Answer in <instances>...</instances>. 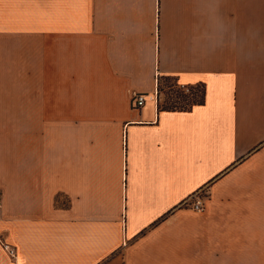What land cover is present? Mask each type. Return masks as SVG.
Here are the masks:
<instances>
[{"label":"crops","instance_id":"crops-1","mask_svg":"<svg viewBox=\"0 0 264 264\" xmlns=\"http://www.w3.org/2000/svg\"><path fill=\"white\" fill-rule=\"evenodd\" d=\"M0 197V264H264V0H0Z\"/></svg>","mask_w":264,"mask_h":264},{"label":"trees","instance_id":"trees-1","mask_svg":"<svg viewBox=\"0 0 264 264\" xmlns=\"http://www.w3.org/2000/svg\"><path fill=\"white\" fill-rule=\"evenodd\" d=\"M173 82L174 80L170 77H162L161 79H158L157 90L158 92L163 93V99L160 103H158L159 108L173 110L187 109L194 104H201L203 102V87L201 85L191 86L187 88V90H184L176 87ZM168 94H173L176 98H178L177 101H171L174 104L173 106L163 104V100H165L164 98Z\"/></svg>","mask_w":264,"mask_h":264},{"label":"built area","instance_id":"built-area-1","mask_svg":"<svg viewBox=\"0 0 264 264\" xmlns=\"http://www.w3.org/2000/svg\"><path fill=\"white\" fill-rule=\"evenodd\" d=\"M133 104L137 107L141 106L145 101V96L141 93H134L133 94ZM0 206H1V197H0ZM192 207L195 211L202 212L204 210V205L201 200L194 199L192 202ZM4 248L9 251L11 255L14 254L13 248H11L9 245L4 243Z\"/></svg>","mask_w":264,"mask_h":264},{"label":"rangeland","instance_id":"rangeland-1","mask_svg":"<svg viewBox=\"0 0 264 264\" xmlns=\"http://www.w3.org/2000/svg\"><path fill=\"white\" fill-rule=\"evenodd\" d=\"M164 99L165 100H163V104L168 105V106H173L174 105L171 101H173V100L177 101L178 100V98H176L175 95H173V94L166 95V97ZM181 106H183V105H181Z\"/></svg>","mask_w":264,"mask_h":264}]
</instances>
